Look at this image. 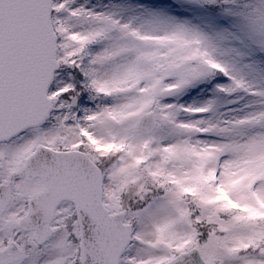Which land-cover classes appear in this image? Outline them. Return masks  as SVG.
I'll list each match as a JSON object with an SVG mask.
<instances>
[{
    "label": "snow or ice",
    "instance_id": "6c2138e0",
    "mask_svg": "<svg viewBox=\"0 0 264 264\" xmlns=\"http://www.w3.org/2000/svg\"><path fill=\"white\" fill-rule=\"evenodd\" d=\"M0 264H264V0H0Z\"/></svg>",
    "mask_w": 264,
    "mask_h": 264
}]
</instances>
